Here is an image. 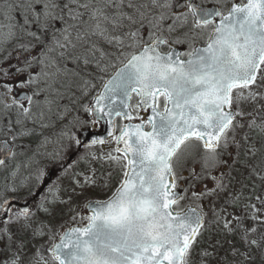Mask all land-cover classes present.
<instances>
[{
    "label": "snow or ice",
    "instance_id": "snow-or-ice-1",
    "mask_svg": "<svg viewBox=\"0 0 264 264\" xmlns=\"http://www.w3.org/2000/svg\"><path fill=\"white\" fill-rule=\"evenodd\" d=\"M177 8L186 10L177 12ZM151 9L158 10L159 15L154 17L155 23L149 21L150 27L157 30L149 31L147 41L138 31L126 32L123 36L113 34L116 28L125 27V21L129 26L136 25L137 16L144 17ZM86 13L94 23L84 33H77V41L84 39L88 32L103 37L114 47H123L126 42L133 46L130 41H136V50L120 53L123 59L116 66L100 67L101 61L107 60L110 54L95 45L88 50L93 54L100 53L96 63L101 72H108L109 67H113V71L105 80L103 90L93 97L94 102L83 105L84 111L92 117V126L107 118V136L93 135L84 146L102 145L107 138L114 140L115 151L120 155L109 154L107 159L122 165L124 172L119 185L107 199L86 204L91 213L87 226L68 229L59 243L52 245L49 251L54 260L58 264H193V245L207 221L200 205L180 207L184 197L175 190V164L187 154L192 140L201 142L205 150L201 173L192 174L194 180L203 183V188L199 192L193 191L192 196L197 199L226 196L219 210L213 209V222L227 236H238L247 249L241 251L233 246V259L225 258L222 264H244L252 260L253 248L264 249V174H260L264 172V158L251 168L249 175H256L261 183L253 185L247 197L243 193L246 185L241 184L240 189L230 191L235 177L230 173L216 176L211 169L219 165L231 168L228 161L220 159V150L230 143L241 147L236 135L245 126L242 118L251 115L242 105L250 103L253 110L257 107L264 110V104L259 103L264 101V0L233 2L226 11L202 7L194 0H183L182 3L179 0H64L63 3L60 0H5L0 5V49L7 50L6 46L15 41L16 49L30 53L35 46L31 41L43 44L44 35L57 20L65 25L57 29L61 40L55 41L52 47H45L48 53L57 47L64 48L70 39L68 29L78 27L76 23L68 24L65 15L86 24L80 20ZM216 17H219L218 22H215ZM169 18L172 23L168 25V32L187 28L188 31L182 33L186 38H191L197 29L211 26L205 45L193 46L183 54L170 46L167 52L162 51V46L169 45V40L160 26ZM108 24L112 25L111 29L106 26ZM33 26L36 31L32 30ZM25 38H29L28 42L20 43ZM178 42H181L180 36L172 41ZM11 55L9 51L4 59ZM45 57L46 53L42 51L39 57L23 60L18 57L17 65H9L15 69V76L27 74L26 79L16 84L17 88L36 86L30 95L21 94L10 103L0 100V121L9 117L4 134L15 132L12 141L17 136L30 134L28 121L47 126L43 123L45 109L51 112L53 100L48 96L43 102L35 98L45 87L56 92L50 81L61 73L42 71L33 74L29 71L33 63L49 66L50 58ZM83 60L86 65L91 63L87 54ZM62 71L64 75L69 74L68 69ZM0 72L5 77L10 75L7 68H0ZM42 83L44 87L40 86ZM88 85L89 81L82 82L85 95ZM0 87L6 89L0 95L13 92L12 84L4 83ZM133 93L138 97L135 106L150 109L151 115L146 121L141 119L139 123L120 126L117 135L113 117L133 119V106L129 103ZM37 108L40 111L37 112ZM13 109L14 123L10 117ZM60 118H64L63 113ZM76 123L80 125V133L89 132L87 121L76 117ZM247 127L259 128L264 133V121L257 124L255 119L248 120ZM61 136L66 138L67 148L73 143L77 147L82 144L79 135L70 129L63 131ZM247 141L245 134V145ZM15 147L14 143L0 140V155L4 158L15 155ZM259 151L250 147L245 155L250 153L255 157ZM236 162L233 160L232 164ZM4 163L5 159H0V165ZM44 175L43 170L39 171L37 179ZM209 178L211 187L205 182ZM9 205L8 199L0 204V216L8 217L3 221L5 227L0 229V239L8 232L10 223H18L21 217L27 220L31 215L28 208L13 213ZM229 208L234 211L229 212ZM24 227L27 228V224ZM7 240L10 248L12 235H7ZM201 256L211 257L212 253L205 250ZM18 261L16 255L0 264H18Z\"/></svg>",
    "mask_w": 264,
    "mask_h": 264
},
{
    "label": "rangeland",
    "instance_id": "rangeland-1",
    "mask_svg": "<svg viewBox=\"0 0 264 264\" xmlns=\"http://www.w3.org/2000/svg\"><path fill=\"white\" fill-rule=\"evenodd\" d=\"M195 1L204 6L217 5L219 8L220 5H225L227 2V0ZM179 2H182V0H179ZM4 3L5 0H0V5ZM226 7L227 5L220 9L225 10ZM179 9L180 8H177L175 11L179 12ZM185 10L186 9L183 11ZM80 11L86 10L80 9ZM154 12L157 16L159 15L158 10H155ZM150 16L151 13L148 12L144 17H141V19L144 20ZM65 17L71 22H78V27L68 29L70 39L66 42L64 48L57 47L54 52L48 53L45 47V45L52 47L54 46L55 41L61 40L60 33L57 29L63 28L62 26L64 25H61L57 20L53 22V27L47 30L46 35H44V43L37 44L35 41H31L35 46L31 49V52L25 56V58H30L32 53L35 52L36 55L34 56L39 57L40 53L44 51L46 53L45 58H50L49 66L36 63L38 68L33 74L42 71L48 73H57L59 71L61 73L56 76L54 80L50 81L53 88L57 90L56 92L45 87V90L35 98L43 102L44 97L48 96L49 99L53 100L51 112H48L45 109L43 123L47 125L46 127L41 126V123L39 122L33 123L32 121H28L27 123V127L31 129V133L33 135L37 133L36 148H34L35 145H28V140L34 139L33 137L27 138V136H17L15 141H12L11 136L14 135L15 132L9 133L8 135L4 134V132L7 131L8 116H5L0 123V137L7 139L12 144L14 143L16 145L14 157L6 162L0 170V182L2 185L0 190V204L3 203L4 199L9 198V195L15 187L20 193H24L25 191H31V193H33L40 182V180L37 179L39 171L43 170L45 173L48 169L54 168L55 166H62L63 164V166H65L69 156H72V162L69 163L67 168L49 184L47 192L30 208L31 215L27 220L21 217L18 223H10L8 225V232L2 239H0V262L9 257L15 258V256L18 255V264H55L49 251L53 242H55V239L59 237L67 226L85 222L87 217L83 211L84 205L89 201L107 199L115 190V186L118 185L124 172L122 165L115 164L107 159L109 154L113 156L119 155L113 147V142L87 149H81L73 143L71 148H67V140L61 136V133L68 129L73 133L78 134L80 125L76 123V117H79L81 121H87L89 130L96 128V125L92 126L91 116L84 111L83 105L90 100L92 94L94 95L100 86L101 81L97 80L103 79L108 73L101 72L97 67V63H95L93 69L90 68V63L86 65L83 60L85 54L81 49V56H79L80 59H77V57L74 56V52L79 51L73 43L77 33H84L88 26L93 22L89 20L87 13L80 18V20L87 22L86 24H82L79 21H73L67 15H65ZM153 18L154 16L150 17L149 21ZM164 22V25L168 29V25L172 23V19L169 18ZM146 24H149V22H146ZM206 29L207 31L203 30L196 34L192 39V43H204L208 37L210 28ZM186 31H188L187 28H176L171 33L166 30L170 43L175 40L178 34L180 35L181 40L188 41L190 38H186L182 35V33ZM142 37L144 38V36ZM28 39L29 38H25L20 41V43H27ZM93 39L94 38L92 37V40ZM135 43V39H132L131 44L133 46L120 47L116 50L117 55L119 56L120 53L127 54L135 51ZM15 44L16 42L14 41L12 44L6 46L7 50L0 49V67L2 66V63L4 67L10 64L16 65L15 62L13 63L14 59L12 55L9 59H4L9 51H11V53L15 52L14 57H17L18 49L15 48ZM112 47L114 46H111V44L108 46L109 56H111V53L116 54ZM91 48L92 46L88 45V48H86V54L91 63H93V59H96V61L99 60L100 53L96 52L93 54L89 52L88 50ZM191 48L192 46L190 49ZM119 58L123 59L122 56H119ZM78 63H80V65H78ZM106 65H111L108 60L101 61L100 67ZM74 66H81V68H83L82 73L84 72L86 74L90 72L92 78H81L78 71L73 69ZM63 69H68L69 74L64 75L62 71ZM9 72L13 73L14 71L10 69ZM73 78H75L74 82L77 84L74 89L70 86ZM23 79V76H17L15 78L17 82ZM84 80L89 81L86 95L82 91V82ZM80 83L81 85H79ZM2 84L3 83L0 85ZM40 86L44 87L43 83ZM35 87L36 86L33 85L25 89L17 88V93L14 97L17 98L23 93L30 95L32 89ZM5 91L6 89L0 90V94ZM0 100L10 103L12 98L0 95ZM259 103L264 104V101H260ZM0 107H2V105H0ZM242 107L245 112H250L251 115L242 118V123H244L245 126L240 129L236 135V140L241 147L237 148L236 144L230 143L227 148H222L220 150V159L228 161L231 168L219 165L217 168L211 169V172L216 176L221 175V173H230L231 176L235 177L230 191L240 189L241 184H244L246 187L243 189V193L244 196L247 197L252 186L261 183L256 175H249L251 168L259 164L260 160L264 158V133H262L259 128L249 129L247 127V122L248 120L255 119L257 124H260L264 121V110H261L258 107L256 110H253L254 106L250 103H245ZM66 108L68 111H65ZM35 110L38 112L40 111V108ZM62 113L64 114L63 119L60 118V114ZM10 117L11 119H16L15 109L11 111ZM69 121H72V124H69ZM14 122L15 121H13V123ZM245 134L248 136L247 145L244 143ZM31 145H33V143ZM21 146L27 147L24 152H21ZM250 147L260 150L255 157H252L250 153L245 155L247 148ZM201 151V146L198 142H190L187 154L175 164V172L177 175L176 184L182 186V196L184 197L180 202V207H196L197 205H200L207 221L205 228L201 230L202 234L197 237V241H195L193 245V264H222V261L225 258H228L229 260L233 259L231 256L233 246L239 248L241 251H246L247 249L240 242L238 236H227L222 231L221 227L213 222V209L215 208L218 211L220 206L224 204V201L227 198L226 196L221 195L220 197H212L211 199L207 197L197 199L192 196L193 191L199 192L203 188L202 182L196 181L192 178L193 172L200 174L204 167L205 153L204 156H202L200 155ZM56 154H59L58 157ZM93 156L96 158H93ZM25 157H28V159ZM233 160H236L237 162L232 164ZM257 171L260 172V169L258 168ZM260 174H264V172H260ZM225 180L227 182V176L225 177ZM205 182L208 183L210 187L212 186L210 178ZM193 184L195 187H191ZM185 189H188V191H185ZM45 209H47V211ZM232 211L234 210L229 208V212ZM25 224H27V228L24 227ZM4 227V223H1L0 221V229H3ZM9 234L13 237L10 248L9 241L7 240V235ZM21 245H23V247H21ZM205 250L212 253V256L202 257L201 253ZM251 256L253 259L245 261L244 264H264V249L253 248Z\"/></svg>",
    "mask_w": 264,
    "mask_h": 264
},
{
    "label": "bare ground",
    "instance_id": "bare-ground-1",
    "mask_svg": "<svg viewBox=\"0 0 264 264\" xmlns=\"http://www.w3.org/2000/svg\"><path fill=\"white\" fill-rule=\"evenodd\" d=\"M63 2H64V0H61V3H63ZM137 2H141V0H137ZM155 10L156 9H151L149 11L151 13V16L150 17L153 16V12ZM65 20L68 22V24H73V23L78 24V22H71L66 17H65ZM137 21H138V23L136 25H134V26H129V22L128 21H125L124 22L125 23V27H123V28H117V29L120 30L123 33H126V32H135L137 30V28H138L139 32L141 33V36H144L143 40L144 41H147L149 31L155 32L157 29H156V27H150L149 24H146V20L145 19L142 20L141 17H139V16H137ZM59 22L61 23V25H64L61 21H59ZM92 23H94V22H92ZM106 26L109 29L112 28V25L111 24H108ZM62 27H65V25L62 26ZM80 33H83V32H80ZM73 43H74V46L79 49V51L81 49V51L84 53L86 51V45L88 44V40L82 39V40L77 41L75 39V41ZM79 51L74 52V56H76V57L81 56V54H80ZM111 56H112L113 60H115L117 58V54H115V53H111ZM75 70L78 71V73H79V67H76L75 66ZM91 75L92 74L90 72H88L86 74L83 72V73L80 74L81 78L84 77V78H88V79L91 78ZM74 81H75V78H73L72 83H71V88L72 89H74L75 86L77 85ZM79 85H81V83Z\"/></svg>",
    "mask_w": 264,
    "mask_h": 264
},
{
    "label": "water",
    "instance_id": "water-1",
    "mask_svg": "<svg viewBox=\"0 0 264 264\" xmlns=\"http://www.w3.org/2000/svg\"><path fill=\"white\" fill-rule=\"evenodd\" d=\"M103 90V89H102ZM101 90V91H102ZM135 94V93H134ZM143 108V106H141ZM150 115H151V110L149 111ZM113 117V121H114ZM107 118L101 119L99 122H101L102 126H103V133L101 135H96V136H100V137H106L107 136V129H108V124L106 123ZM95 134H83L81 137V141H82V145L88 144L89 141L92 139V136ZM120 147H123V145H119ZM0 159H4L3 155H0ZM89 211V210H88Z\"/></svg>",
    "mask_w": 264,
    "mask_h": 264
},
{
    "label": "trees",
    "instance_id": "trees-1",
    "mask_svg": "<svg viewBox=\"0 0 264 264\" xmlns=\"http://www.w3.org/2000/svg\"><path fill=\"white\" fill-rule=\"evenodd\" d=\"M33 31H36L37 29L35 28V26H33V29H32ZM18 55H17V57L15 58L14 57V53H12V57H13V63L15 62V64L17 65L18 64V57H19V59L20 60H23V58L27 55L26 54V52H23V51H20L19 49H18ZM20 66H22V65H20ZM15 70V69H14ZM5 78V76H4V74L2 73V72H0V80L1 79H4ZM7 78V77H6Z\"/></svg>",
    "mask_w": 264,
    "mask_h": 264
},
{
    "label": "flooded vegetation",
    "instance_id": "flooded-vegetation-1",
    "mask_svg": "<svg viewBox=\"0 0 264 264\" xmlns=\"http://www.w3.org/2000/svg\"><path fill=\"white\" fill-rule=\"evenodd\" d=\"M20 192V191H19Z\"/></svg>",
    "mask_w": 264,
    "mask_h": 264
}]
</instances>
